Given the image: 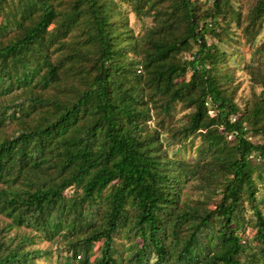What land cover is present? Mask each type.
I'll list each match as a JSON object with an SVG mask.
<instances>
[{"label": "trees", "instance_id": "trees-1", "mask_svg": "<svg viewBox=\"0 0 264 264\" xmlns=\"http://www.w3.org/2000/svg\"><path fill=\"white\" fill-rule=\"evenodd\" d=\"M263 183L264 0H0V264H264Z\"/></svg>", "mask_w": 264, "mask_h": 264}, {"label": "rangeland", "instance_id": "rangeland-1", "mask_svg": "<svg viewBox=\"0 0 264 264\" xmlns=\"http://www.w3.org/2000/svg\"><path fill=\"white\" fill-rule=\"evenodd\" d=\"M124 8L127 11L128 14V22L129 24L133 27L134 31L138 34L142 33L145 26L150 24L151 19L149 17H145V18H139L137 15H135V13L131 10L130 5L128 3H124ZM244 51L246 54H248V47L244 46ZM240 75V86H239V90H238V96H247L249 95V93L251 92V86H250V82L248 81L246 74L244 73H238ZM183 106V105H182ZM183 110H181V113L187 111V109L182 108ZM256 139L261 140V136H255ZM255 137H253V140H256ZM198 143V140H195L193 146H195V144ZM165 147H167V150L169 152V154H176V156L178 157H182L185 158L186 160H192L194 157V147H182V148H178L177 145L175 143H171V141H165ZM70 192V191H69ZM186 195H188L191 198H196L199 195V188L197 186H194V184H187V187L185 189ZM261 194H260V199L264 201V183L262 185V190H261ZM7 218H3L0 215V224H3V222L8 221ZM14 231V230H13ZM12 231V232H13ZM242 234V238H243V242L246 241L248 244H251L252 242V237L251 235L253 234V230L251 228H246L245 232L241 233ZM37 246L40 248H51L53 251L55 250L57 244L54 243H50L48 241L42 240L39 241L37 243ZM56 253H54L52 255L51 260L46 261V259L43 258L39 260L40 264H55V256ZM243 259V257H242Z\"/></svg>", "mask_w": 264, "mask_h": 264}]
</instances>
